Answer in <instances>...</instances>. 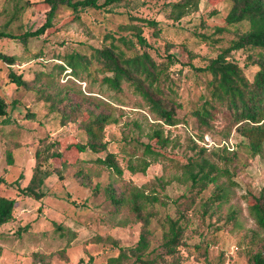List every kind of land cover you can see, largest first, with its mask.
Instances as JSON below:
<instances>
[{"label": "rangeland", "instance_id": "374dc122", "mask_svg": "<svg viewBox=\"0 0 264 264\" xmlns=\"http://www.w3.org/2000/svg\"><path fill=\"white\" fill-rule=\"evenodd\" d=\"M169 1L173 0H126L103 8L88 7L79 12L77 19H72L70 8L62 5L57 10L53 26L38 37H29L26 42L0 38V52L16 56L12 64L0 59V96L6 101V114L0 115V194L16 198L14 219L0 226V264H33L32 252L49 253L62 248L66 258L55 254L50 264H114L109 263L108 258L118 253V245L136 243L140 223L131 220L125 211L114 213L104 192V185L108 182L118 186L121 176L90 160L105 156L108 150L119 153L124 147L130 148L124 138L132 134L139 135L140 140H149L148 132L154 127L153 116L141 96L126 81L121 82L120 90L102 81V76L110 72L96 68L93 59V48L110 42L119 44L127 55L133 54L137 47L141 50L138 44L128 49L117 39L120 34L131 37L130 30L124 28L136 21L130 15L157 21L155 26L142 24V31L151 44L149 53L157 62L166 64L167 54H172L169 71L179 76L178 92L182 101L177 113L187 121L173 125L161 123L164 134H168L172 141L163 147L165 155L152 159L144 172L129 171L119 154L124 166L122 177L145 186L153 184L155 176L160 175L166 183L164 187L159 184L154 187L165 194L169 202L166 206L159 205V214H172L174 200L181 202L185 199L184 194L189 193L190 180L186 179L184 163L194 153L191 140L198 146H205V155L227 166L233 181L226 175L219 178L227 187V197L211 205L206 214L201 212L200 200L208 199L212 185L196 198L193 206L187 208L190 221L183 238L189 244L206 241L208 247L206 253H201L185 244L180 245L179 264H248L243 253L244 234L258 229L248 204L252 194L258 193L264 185V157L249 154L242 144L244 138L234 126L229 137H225L228 124L221 113L211 120L202 139L196 135L197 121L187 111L196 103L204 77H197L193 69L182 63L189 60L190 52L193 54L191 62L203 65L228 46L230 39L235 37L233 29L219 31L217 26L224 24L231 2L200 0L196 9L176 20L168 15ZM46 9L42 0H0V28L16 34L35 29L44 22ZM250 51L234 49L227 52L226 57L241 65L247 63L244 71L250 75L255 69V65L249 63ZM71 53L91 60L78 75L71 67ZM58 64L63 66L62 70ZM10 69L32 80L30 86H17L9 81ZM37 87L43 88L45 93L68 88L72 100L82 95L103 102L115 118L104 128L107 148L97 152L91 149L82 151L79 153L82 159L73 162L78 155L73 142L86 139L79 123V119L85 116L62 124L60 112L49 110L50 101L39 93ZM134 122L140 124L141 132ZM41 138L58 142L55 149H61L62 157L52 158L60 171H52L45 177L40 185L45 194L35 198L20 193L9 182L22 173L20 184L28 183L34 172V153ZM224 142L230 149L234 145L237 147L236 159L225 162L218 158L216 146ZM7 148H12V164L6 163ZM63 159L68 163L60 165ZM79 168L89 173L91 184L81 183L77 174ZM96 182L100 185L93 189ZM69 198L85 204L77 205ZM231 211L236 212L235 220H228ZM151 226L154 228L152 244L157 245L161 234L157 217H153ZM104 233L111 235L98 242L85 241L93 234Z\"/></svg>", "mask_w": 264, "mask_h": 264}, {"label": "trees", "instance_id": "16d2710c", "mask_svg": "<svg viewBox=\"0 0 264 264\" xmlns=\"http://www.w3.org/2000/svg\"><path fill=\"white\" fill-rule=\"evenodd\" d=\"M42 1L47 5L45 20L42 24L20 34L0 28V38L19 39L26 42L29 37H38L46 29L53 26L54 17L62 5L70 8L72 19H77L79 12L85 8H103L126 0ZM199 1H169L167 2V6H169L168 15L177 20L196 9ZM230 2V7L224 16V24L217 26L219 31L233 29L235 37L230 39L228 46L203 65H194L190 60L193 56L190 52H188L189 60L182 61L193 69L197 77H204L201 80L203 89L187 114L192 115L197 121L198 132L196 135L202 139L204 132L211 125V120L217 113H221L228 124L225 137H229L231 128L234 126V130L244 138L242 144L245 145L249 154L264 157V0H230ZM130 16L136 21L128 23L124 28L130 30L131 37L120 34L117 39L128 49H132L138 44L141 50H138L137 47L133 54L127 55L125 50L114 42L93 48L96 68L103 72H110L102 76V81L117 90L121 89V82L126 81L132 86L133 91L141 96L148 107V111L152 114L154 122V127L151 132H148L149 140H140L139 135L132 134L129 138H124L127 140L125 143L130 144V148L124 147L119 153L108 150L103 157L90 158L95 165L121 176V183L118 186L113 182L104 185V192L112 205L113 212L125 211L131 220L140 223L136 243L130 246L118 245V253L110 256L108 261L114 264H179L181 258L180 245L185 244V246L201 253H206L208 247L206 241L189 244L183 238L190 221L187 208L193 206L196 198L209 185H212L213 189L208 199L200 200L201 212L206 214L211 205L227 197V187L219 181V178L226 175L228 179L232 181L233 179L229 168L207 157L205 155L206 147L198 146L194 140H191L194 153L188 156L184 163L186 179L190 180L189 193L184 194L185 199L181 202H178L177 199L174 200L175 210L172 214L169 212L163 215L159 214V205L166 206L169 202L166 195L159 193L154 187L156 184L164 187L166 180H163L160 175L155 176L152 181L153 184L150 183L151 185L145 186L122 177L124 166L120 161L119 154L129 171L133 173L144 172L152 159L165 155L163 147L172 141L168 134H164L160 126L161 123L173 125L187 121L184 117L180 118L177 113V109L182 106V101L178 92L179 76H174L169 71L170 62L173 59L172 54H167L166 64L157 62L149 53L148 48L151 44L142 31V24L155 26L157 21ZM234 49H251L248 53V59L249 63L255 65V69L250 75L244 71L247 63L241 65L238 61L226 57V53ZM69 55L75 75H78L81 69H86L91 63L90 59L78 53ZM0 59L12 64L15 62L16 56L15 54L0 52ZM58 65L62 70L63 66ZM8 80L17 86H30L32 81L23 78L22 74H17L13 69L8 72ZM37 90L45 99L50 101V111L60 112L62 124L82 115L85 116V118L79 119V123L86 134V139L85 141L76 140L73 142L78 153L73 162L82 159L79 156L82 151L91 149L97 152L107 148L108 142L104 140V128L106 124L115 121V118L111 116L105 105L103 106V102L91 100L89 96L82 95L77 100H72L68 88L53 89L47 93L41 87H37ZM5 114L6 101L0 96V115ZM134 125L141 132L140 124L134 122ZM39 143L40 145L34 153V172L28 183L20 184L19 179L22 177V173L9 182L20 193L32 195L35 198H40L45 194L44 190L40 189L45 177L52 171H60L59 166L53 163L52 158L62 157L61 149H55L58 142L46 141L41 138ZM236 148L234 145L230 149L228 143L224 142L217 145L215 150L218 158L226 162L237 158ZM147 156H152V158H147ZM5 158L7 164L13 163L12 148L6 149ZM66 163L68 161L63 159L60 165ZM77 174L82 184L89 185L92 183L91 177L85 169L79 168ZM58 176L61 177V173ZM99 185L100 183L96 182L92 188L97 189ZM69 200L77 205L85 204L71 198ZM15 206L16 198L0 194V226L14 219ZM248 210L258 229L244 234L243 253L246 255L248 264H264V185L258 193L252 194ZM153 217H157L161 228L157 245L152 244L154 228L151 226V222ZM235 218L236 212L231 211L228 220H235ZM108 235L111 234H93L85 241L98 242L106 239ZM111 240L116 243L114 238ZM55 254L66 258L63 248L49 253L34 251L31 254L33 264L38 262L50 264V259Z\"/></svg>", "mask_w": 264, "mask_h": 264}]
</instances>
